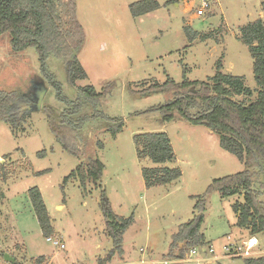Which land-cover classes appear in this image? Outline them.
I'll use <instances>...</instances> for the list:
<instances>
[{"label": "rangeland", "instance_id": "374dc122", "mask_svg": "<svg viewBox=\"0 0 264 264\" xmlns=\"http://www.w3.org/2000/svg\"><path fill=\"white\" fill-rule=\"evenodd\" d=\"M134 1L76 0L85 33L78 58L88 75L77 80L76 86L91 84L101 91L108 85L96 108L84 106L76 115L88 117L97 110L123 121L122 130L113 137L106 131L107 119L90 117L78 131L80 158L65 151L50 131L42 108L51 106L59 114L65 105L56 100L52 85L41 74L36 49L16 52L8 33L0 35V89L18 90L28 98L34 92V82L44 81L47 87L41 109L30 111L16 133L0 122V264H243L247 257L264 255V232L258 234V248L243 254L250 238L242 245L241 240L249 233L235 225L232 209L242 196L222 198L211 191L206 196L201 226L206 244L191 247L183 259H167L173 233L193 216V196L204 194L213 179L239 172L244 166L219 146L217 136L207 127L179 119L162 121L160 112L153 108L169 100L171 94L149 91L168 76L180 82L184 68L187 78L204 80L214 74V63L222 57L223 70L244 76L254 98L257 86L253 59L239 40L238 28L259 17L264 21L263 0H207L201 15L197 10L202 0H158V9L132 17L129 4ZM186 27L198 35L211 33L212 38L202 41L197 36L189 42ZM48 67L64 94L75 100L78 90L67 80L65 61L49 56ZM160 131L168 134L176 155L167 166H178L182 175L171 184L147 189L141 168L153 164L137 159L133 137ZM94 157L105 166L100 188L87 182L82 189L79 180L72 179L63 192L64 177L80 161ZM255 180L258 201L264 206V187H260L259 179ZM32 186L40 189L52 225L59 233L52 238L61 237L64 248L42 235L27 194ZM102 188L116 214L133 217L123 233L122 254L109 261L106 255L113 244L105 233L99 207ZM209 246L213 252L208 251ZM191 249L195 253L190 254ZM5 254L13 261L5 260ZM40 255H45V261L35 260Z\"/></svg>", "mask_w": 264, "mask_h": 264}, {"label": "trees", "instance_id": "16d2710c", "mask_svg": "<svg viewBox=\"0 0 264 264\" xmlns=\"http://www.w3.org/2000/svg\"><path fill=\"white\" fill-rule=\"evenodd\" d=\"M160 6L158 0H137L129 4V11L132 17H138ZM261 11L264 14V0ZM238 29L239 40L246 45L253 59V77L257 86L254 98L253 91L245 84L244 76L223 70L222 57L214 63V74L204 80L187 78L184 68L180 82L168 76L163 83L153 84L149 88L152 92L171 94L169 100L153 108L160 112L162 121L179 119L191 125L207 127L217 136L219 146L233 154L244 166L239 172L213 179L204 194L193 196V217L180 224L173 233L166 255L169 260L183 259L191 247L206 244L201 226L206 196L211 191H217L222 198L241 195L242 201L237 200L232 204L235 225L246 229L252 236L264 232V206L258 201L259 190L255 187V179H259L260 187H264V21L259 17ZM185 30L189 42L197 36L202 41L212 38L211 33L198 35L195 31L190 32L188 27ZM4 33H8L14 51L29 47L36 49L41 74L52 85L56 100L65 105V110L59 114L51 106L42 108L50 131L65 151L80 158L77 150L78 131L90 117L107 119L106 131L113 137L122 130L123 121L120 118L106 117L97 110L88 117L76 115L84 106L96 108L108 90V85H104L101 91L91 84L76 86L77 80H84L88 76L78 58L85 42V33L76 15V0H0V35ZM52 55L65 61L67 80L78 90L75 100H70L64 94L61 83L50 73L48 58ZM28 105V98L20 91L0 89V122L8 124L11 131L16 133L29 116V112L25 111ZM133 142L137 159L153 164L141 168L145 188L168 185L181 177L182 171L178 166H167V163L176 160V155L166 132L137 133ZM42 153L38 154L42 156ZM104 167L98 157L80 161L64 177L62 191L72 179H78L82 189L87 182L100 188ZM2 176L6 180L7 174ZM27 194L42 235L46 239L53 237L56 231L40 189L37 186L29 187ZM99 207L105 221V233L113 244L106 255L109 261L114 255L122 254L123 233L132 223L133 217L116 214L104 188L100 190ZM178 247V251H174ZM45 259V255L35 258L37 262ZM13 264L22 263L15 261ZM243 264H264V255L247 257Z\"/></svg>", "mask_w": 264, "mask_h": 264}, {"label": "water", "instance_id": "95a60500", "mask_svg": "<svg viewBox=\"0 0 264 264\" xmlns=\"http://www.w3.org/2000/svg\"><path fill=\"white\" fill-rule=\"evenodd\" d=\"M42 80V79H41ZM36 85L34 86V92L32 94L33 96V103L28 105L27 108H25V111H32V110H40L42 105V100L44 97L45 92L47 91V87L44 86V81L40 82H34ZM5 260H11L13 261V258L10 257L8 254H5Z\"/></svg>", "mask_w": 264, "mask_h": 264}, {"label": "built area", "instance_id": "2783aa9c", "mask_svg": "<svg viewBox=\"0 0 264 264\" xmlns=\"http://www.w3.org/2000/svg\"><path fill=\"white\" fill-rule=\"evenodd\" d=\"M206 1H207V0H202L201 8H199V9L197 10V14H198V15L203 14L204 9H205V7L207 6ZM47 241H51L56 247H59V248H64V247H65V245L63 244V242H62V240H61V237H57V238L49 237V238H47ZM255 245H256V242L254 243V242H253V239L250 238V240H249L247 246L244 248L245 250L243 251V254H244V255H249L251 249H252ZM208 251H209V252H213V251H214L213 248H212V246H209ZM193 253H195V249H191V250H190V254H193ZM164 263H166V262H164Z\"/></svg>", "mask_w": 264, "mask_h": 264}, {"label": "crops", "instance_id": "0c3cea01", "mask_svg": "<svg viewBox=\"0 0 264 264\" xmlns=\"http://www.w3.org/2000/svg\"><path fill=\"white\" fill-rule=\"evenodd\" d=\"M76 15H77V4H76ZM77 18H78V15H77ZM79 20V19H78ZM80 22V21H79ZM81 23V22H80ZM83 26V25H82ZM1 203V202H0ZM1 205H2V203H1ZM1 210V209H0ZM193 217V216H192ZM236 223V222H235ZM12 227V226H11ZM13 228V227H12ZM246 230V229H245ZM56 231V230H55ZM247 231V230H246ZM57 232V231H56ZM58 233V232H57ZM247 233H248V231H247ZM59 234V233H58ZM248 239V238H252L253 239V242H254V239H256L257 241H258V245H256V247L254 246L251 250H254V249H257L258 248V246H259V244H260V239L258 238V234L257 235H255V236H252V235H250L249 234V236L248 237H244L241 241V245L242 244H244V243H246V240L245 239ZM244 240V241H243ZM1 241V240H0ZM0 246H1V243H0ZM3 248V246H1L0 247V249L1 250H3L2 249ZM41 256V255H40ZM114 260V259H113ZM12 262V261H11ZM156 262V261H155ZM155 262H153V261H150V262H146V261H144V262H142V261H140V262H138V263H136V264H139V263H155ZM158 262V261H157ZM14 263V262H13Z\"/></svg>", "mask_w": 264, "mask_h": 264}, {"label": "flooded vegetation", "instance_id": "af4514ba", "mask_svg": "<svg viewBox=\"0 0 264 264\" xmlns=\"http://www.w3.org/2000/svg\"><path fill=\"white\" fill-rule=\"evenodd\" d=\"M33 85H36V84L33 83ZM33 85H32V88L34 89V86ZM32 94H33V92H32ZM28 100H29V104L33 103V101H34L33 96L32 95H29Z\"/></svg>", "mask_w": 264, "mask_h": 264}]
</instances>
